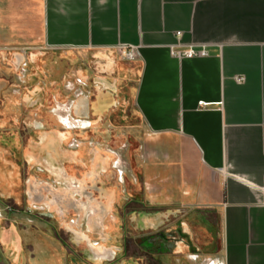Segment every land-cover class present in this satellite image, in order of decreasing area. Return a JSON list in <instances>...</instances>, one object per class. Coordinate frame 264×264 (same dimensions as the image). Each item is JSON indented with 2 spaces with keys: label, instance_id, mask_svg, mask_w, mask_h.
Wrapping results in <instances>:
<instances>
[{
  "label": "crops",
  "instance_id": "crops-1",
  "mask_svg": "<svg viewBox=\"0 0 264 264\" xmlns=\"http://www.w3.org/2000/svg\"><path fill=\"white\" fill-rule=\"evenodd\" d=\"M39 45L104 57L121 46L137 50V148L122 152L126 166L118 160L119 193L102 195L107 169L89 172L83 184L95 185L98 199L88 208L104 212L95 222L78 210L91 227L78 236L106 237L97 252L112 251L126 228L117 232L111 211L127 195L155 212L131 218L139 231L156 227L163 211L177 214L211 264H264V0H0V49ZM175 47L209 56L179 60ZM43 203L57 208L42 194ZM11 236L30 264L14 233L3 235L1 252Z\"/></svg>",
  "mask_w": 264,
  "mask_h": 264
},
{
  "label": "rangeland",
  "instance_id": "rangeland-1",
  "mask_svg": "<svg viewBox=\"0 0 264 264\" xmlns=\"http://www.w3.org/2000/svg\"><path fill=\"white\" fill-rule=\"evenodd\" d=\"M0 53L5 56L4 59H0L4 65L2 67L0 63V120L6 121V124L0 125V136L17 132L28 148L40 145L42 136L46 134L56 135L60 141L56 158L47 152L43 153L41 158H37L36 154L24 158L27 164L25 167L22 164L18 176H21V192L26 195L27 201L16 208L17 213L10 216V222L5 223L0 219V233L3 235L14 233L21 240L19 231L23 227L24 238L32 247L29 251L30 264H94L95 262L87 260L84 254L68 253L62 243L52 235L51 228L47 224L42 223L43 229L37 231L32 228H38V220L46 218L57 230L63 229L64 233H68L64 230L62 221L66 220L67 225L75 226L76 221L80 219L78 210H87L88 214L93 213L95 222H98L103 215L104 211L99 204L95 206L96 209L88 208L97 202L98 189L95 185L89 187L82 183L80 174L83 170L75 168L74 173L66 171L68 156L84 148L89 154L84 159L89 163L93 158L94 148L100 145L107 153L113 154L115 162L120 164L118 160L121 159V166L127 165L125 159L123 160L122 152H131L137 148L135 130L142 127L140 119L134 112L131 97L139 70L137 60L126 59L125 54L119 49L105 53L104 57L102 56L104 53L95 51L50 50L42 45L28 49L4 48L0 49ZM19 56L28 64L24 85H18L16 80L18 71L15 60ZM111 62L113 68H108ZM81 82L84 84L82 85ZM11 103L20 105L22 111L13 110ZM89 109L102 116L94 118ZM14 117H16V127L9 124V120ZM56 121L63 123V126H57ZM82 124L86 125L82 126L83 129L88 125L90 129L81 131L79 127ZM64 125L73 128L71 134H67ZM83 134H87V139L84 140ZM73 143L78 145L77 149L70 148ZM123 178L126 183L127 177ZM30 180L35 182L31 184ZM42 194L48 200L55 202L57 207L55 211L41 204ZM125 198L127 199L121 198L115 202L111 213L118 218L119 228L121 223H124L125 235L129 238L127 232L131 233L133 227L130 219L135 216L129 213V210L136 213L137 209L143 211L144 208L138 207L140 203L136 200L128 201L127 195ZM122 213L126 214L125 220L122 219L123 222H121ZM142 216L154 218L155 213ZM159 216L160 221L157 222L156 227L140 230L137 236L131 234L135 239L126 244L129 256L134 258L137 256L135 246L141 247L145 252L161 253L162 250L158 249L160 244L144 241L139 245V241L140 238L147 239L158 234H166L172 242L171 249L158 261L149 259V256L142 253L140 256L145 258L141 260L143 263L144 261L150 264L212 263L213 259L203 255L191 238H188L189 243L181 240L176 225L178 215L170 216L163 211ZM119 231L121 233V230ZM74 233L71 231V234L67 235H71L72 238H67L68 236L61 232V237L71 241V244L74 243V247L83 249L82 252L87 253L88 256H92L89 244H78ZM121 236L122 234L117 239L118 246L119 244L124 246L126 242ZM91 240L96 242V239ZM215 244L218 249V240ZM22 248L24 249L23 243ZM116 251L118 249L114 251L108 249L106 254L108 257L102 258L101 261L113 263ZM121 253L119 252L120 255ZM2 255L0 264H14L5 246ZM21 261V264H28L23 258ZM123 261L125 264H138V261L133 259L125 258Z\"/></svg>",
  "mask_w": 264,
  "mask_h": 264
},
{
  "label": "flooded vegetation",
  "instance_id": "flooded-vegetation-1",
  "mask_svg": "<svg viewBox=\"0 0 264 264\" xmlns=\"http://www.w3.org/2000/svg\"><path fill=\"white\" fill-rule=\"evenodd\" d=\"M4 59L5 56L3 53H0V59ZM15 67L16 70L18 71V75L16 76V80L18 85H24L25 81H26V74H27V66L28 64L26 63L25 60L21 59L20 56L16 58L15 60ZM1 63V66L4 67L3 63ZM81 84L83 85L84 83L81 82ZM13 110H18V111H22V108L20 107V105H17V103H11L10 105ZM1 124H6L5 120H0V125ZM9 124H11L13 127L17 126V122H16V117L12 118V120H9ZM57 126H63V123L56 121ZM82 126H86L84 124L80 125L79 129L81 131H86L88 129H90V125H88L87 128H82ZM65 127V125H64ZM65 129L68 131L67 134H71V130H73V128L71 127H65ZM53 134H47L45 136H42V141L40 145H37L35 148H28L25 147L24 141H22L21 136L19 135V133L17 132H9L7 134H2L0 136V219H3L5 223L10 222L9 218L11 215H14V213L16 212V208L20 207L22 202H26L27 201V197L25 194H22L21 192V187H22V180H21V176H18V174L20 175L19 172H21V166L22 164L24 165V167L26 166L25 164H27L24 160L27 159L28 156H34V154H36L35 156L37 158H41L43 153L47 152L53 155V157H57L58 156V147H59V143L57 142L58 137H55L57 140H53L50 141L49 137ZM87 134H83V138L84 140L87 139ZM47 136V137H46ZM56 136V135H54ZM47 138V139H46ZM46 139V140H45ZM71 149H77L78 145L76 143H73L70 146ZM104 148L102 146H97L94 148L93 150V158L91 160V162L87 163L85 162V156H88L89 154L86 153V149L82 148L79 149L75 152H73V154L68 156V164H67V168L66 171L69 173H74L75 172V168L77 169H82V173L80 174L81 176V180L82 183H85L86 181H89L90 178V171L93 173L94 170L99 171V170H103V169H107L108 173L106 174V179L105 182L108 183L107 186H109L108 190H105L107 186L103 185L101 186V191H105L102 192L103 196H109V191L110 192H118L116 188V184L117 182L120 183L119 180V171L117 168L119 166L118 162H115L114 156L113 154H109L107 153ZM90 158V157H89ZM84 159V162H83ZM108 164V165H107ZM110 174V175H109ZM72 175V174H71ZM116 177V180L114 181V178ZM48 202H50V200H48ZM53 203V202H52ZM44 206H46L43 203ZM47 207V206H46ZM50 207H56L55 202L53 203V206ZM52 209V208H51ZM128 211H126L127 213ZM129 213L134 214L135 217H141V215H150V214H154L155 212L153 211H140L137 209V212L135 213V211L133 212V210H129ZM20 214V213H19ZM123 214V213H122ZM159 214V213H158ZM161 214V213H160ZM2 215H6L5 217H3ZM125 215L123 214L121 217L124 218L125 220ZM177 215V214H176ZM115 217V216H114ZM134 217V216H133ZM116 218V217H115ZM34 219V218H33ZM118 219V218H117ZM112 221H110L111 223ZM131 222V219H130ZM39 223V227L38 228H32L33 230H40L43 229L42 227H44L42 225V223L47 224L50 228H51V233L52 235L62 243V245L64 246V248L67 250L68 253H76V254H84V257L87 258V260L89 259V261H93L95 262L94 264H108L105 263L103 261H101L102 258H106L108 257L107 252L108 250H104V251H98V248L100 247L101 243H104L106 240L105 238H93L96 239V242H92L93 240H91L92 238L86 235H77L76 231H80L85 232L87 230H89V228L91 229V227L88 226V224L86 223V220H81L79 219L78 221H76V225L75 226H70L67 225L66 220L62 221V225L64 230H67L66 232L68 233H64L63 229H59L57 230L50 222L48 219L46 218H42L38 220ZM74 223V222H73ZM132 223V222H131ZM28 224V223H27ZM113 225H116L117 227V232H119V226L118 224H115V221L112 223ZM133 224V225H132ZM131 225L133 226L131 228V233L127 232V235L129 236L124 238V246L123 244H119L117 243V239H118V233H117V239H116V246L115 247H123L120 250L116 251V258L113 259V263L110 264H125L124 263V259H133L138 261V264H150L149 262H145L144 263L141 261L142 259L145 260L144 257L140 256L142 253L149 256V259L153 258V259H157L155 261H158L159 258L165 256V254H167V251L170 250L171 248V240L166 236V234H158L157 236H153V237H148L147 239H141L139 241V245H141L144 241H148L151 242L153 244H160L158 249H160V251L162 250L161 253L158 252H145L142 249H139V246H135V255H137L135 258L133 256H129L128 255V249L126 247V244L128 241H134L135 237H133V235H131L132 233L136 234V236L139 234V230L137 229V225H139V223H132ZM177 226V231L178 234H181V240H186V242L189 243L188 240V236L186 234H184L182 232V228L179 224H176ZM41 227V228H40ZM78 229H76V228ZM72 232H75V240L78 242V244H83L85 242H87L88 240H90L92 242V244L94 245L93 247L96 248L94 249L91 245H89V247L92 249L90 251V254L88 256L87 253L82 252V250L77 247H74V243H70L68 240H65L61 237V232L64 235L67 234H71ZM20 233V237L22 240V243L24 244V251L28 252L30 250H32V247L29 246L26 239L24 238L23 233H25L23 227H21V231H19ZM125 234H126V229H125ZM67 238H72L71 235H67ZM139 238V237H138ZM70 243V244H69ZM25 244H27V246H25ZM89 244V243H88ZM111 249L112 251L116 250V248ZM191 248V247H190ZM119 252L121 253V255L119 254ZM98 254V255H97ZM97 255V256H96ZM157 256V257H156ZM0 257L3 258L1 249H0ZM118 257L119 261H118ZM120 262V263H118Z\"/></svg>",
  "mask_w": 264,
  "mask_h": 264
},
{
  "label": "built area",
  "instance_id": "built-area-1",
  "mask_svg": "<svg viewBox=\"0 0 264 264\" xmlns=\"http://www.w3.org/2000/svg\"><path fill=\"white\" fill-rule=\"evenodd\" d=\"M179 36V34H177ZM124 54L126 59L134 60L137 58V50L130 46H121L118 48ZM170 54L179 60L181 59H197L206 58L209 56L208 52L204 48H193L189 47L187 49H178L177 47L170 49ZM208 105L205 103H199V107L206 108Z\"/></svg>",
  "mask_w": 264,
  "mask_h": 264
},
{
  "label": "water",
  "instance_id": "water-1",
  "mask_svg": "<svg viewBox=\"0 0 264 264\" xmlns=\"http://www.w3.org/2000/svg\"><path fill=\"white\" fill-rule=\"evenodd\" d=\"M8 237H10V236H8ZM2 239H3V234L0 233V243H2ZM20 246L17 243V240L15 239V237L14 238L12 237V241H10V242L8 241V246L6 247L7 253L11 254L14 264H21L22 263L21 260L23 257L20 256V249H19ZM11 249H13V250H11Z\"/></svg>",
  "mask_w": 264,
  "mask_h": 264
}]
</instances>
